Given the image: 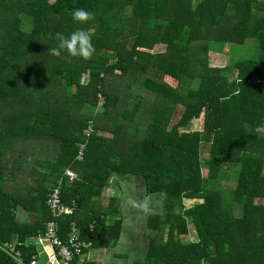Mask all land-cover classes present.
I'll list each match as a JSON object with an SVG mask.
<instances>
[{"label": "trees", "instance_id": "obj_1", "mask_svg": "<svg viewBox=\"0 0 264 264\" xmlns=\"http://www.w3.org/2000/svg\"><path fill=\"white\" fill-rule=\"evenodd\" d=\"M78 8L88 21L73 20ZM89 28V58L59 48L58 34ZM248 39L257 55L215 60ZM200 118L201 130H190ZM226 164L237 174L223 191L215 182ZM65 170L77 176L71 183ZM112 177L140 178L145 196L160 198L139 224L146 247L133 264H264V1L200 0L193 9L192 0H0L1 241L43 235L45 200L63 179L62 201L76 209L59 218L61 239L74 223L92 244L84 255L115 247L118 198L99 203ZM22 208L34 224L17 220ZM190 226L195 238L185 240ZM19 249L21 260L0 249V264L37 255L34 244Z\"/></svg>", "mask_w": 264, "mask_h": 264}, {"label": "rangeland", "instance_id": "obj_2", "mask_svg": "<svg viewBox=\"0 0 264 264\" xmlns=\"http://www.w3.org/2000/svg\"><path fill=\"white\" fill-rule=\"evenodd\" d=\"M200 0H192V8L195 9L197 3ZM264 1V0H261ZM23 29H28L29 24L28 21L23 22ZM218 45V44H217ZM213 46V45H212ZM216 46V45H215ZM214 46V48H215ZM254 43L252 40L248 39L245 41V44L239 46V45H229L228 48L231 50L227 53H221L223 56V59L220 60L222 62H218L220 66H223L225 64H229L231 61H237V60H244L252 58V56H255L258 54V50H256L254 47ZM232 57V59H231ZM230 58V59H229ZM231 60V61H230ZM88 76L84 75L82 77V83H87ZM84 111L89 112V108H85ZM182 112V108L178 107L176 110L175 115L172 118L171 124H174L178 121L179 116ZM202 126V119H195L192 121V123L189 126L190 130H201ZM99 134V132L97 133ZM105 137H111L109 133H104ZM204 153V149H201V154ZM37 166V170L43 171L41 167ZM30 168L33 169V166H30ZM41 168V169H40ZM203 174L205 172L203 171ZM237 174V165L236 164H226L224 165L222 169V175L221 177L215 182V188H218L220 190L226 191L228 187H230L236 178ZM229 194V191L228 193ZM117 196V202L116 205L120 208L122 211V218L124 219V227L120 234V243L118 245V249L121 251V254L125 255V258L123 260H120V264H133L134 261H141L143 258V254L146 247V240L144 238V235L141 233L143 226L139 225L142 221V217L146 215V213H149L153 211V208L156 206V204L160 203V198L158 195H151L149 197L145 196L144 194V188H143V180L142 179H136V178H130L127 180H122L116 177H112L110 179V184L107 189L103 190L101 201L99 202L102 206L106 207L108 204V199L110 196ZM161 197V196H160ZM192 200H184V206L192 204ZM23 210V208H22ZM189 233L184 237L185 240H192L195 238V233L191 226L189 227ZM47 245L50 247L47 243H40L35 244L36 250L40 251L41 246ZM51 248V247H50ZM115 247H112L114 249ZM111 249V250H112ZM108 250V249H107ZM91 251L97 253L95 249H92L89 251V258L91 259ZM106 252V251H105ZM104 252V253H105ZM115 251H112V253ZM111 253V254H112ZM105 255V254H104ZM112 255H107L106 258H109V260L112 261H118L114 260ZM104 259H102L103 261Z\"/></svg>", "mask_w": 264, "mask_h": 264}, {"label": "built area", "instance_id": "obj_3", "mask_svg": "<svg viewBox=\"0 0 264 264\" xmlns=\"http://www.w3.org/2000/svg\"><path fill=\"white\" fill-rule=\"evenodd\" d=\"M93 133L92 127H88L84 134L87 138ZM85 143L78 144L77 160L82 161L84 157ZM63 176L68 183L76 179V174L72 170H65ZM62 182L60 179L52 191L47 195L45 200L46 206L52 212V218L46 223V231L43 235L32 238L29 242H19L18 240L1 241L0 249L16 260H21V251L19 247L30 244L47 243L54 254L47 259L49 264H71L76 258L84 256L83 252L89 249L92 244L79 238V232L74 223L70 224V229L66 235V240L60 237L59 218L62 216H72L76 209L75 201H71L70 205L64 204L62 201ZM38 256L34 255L29 264H38Z\"/></svg>", "mask_w": 264, "mask_h": 264}, {"label": "clouds", "instance_id": "obj_4", "mask_svg": "<svg viewBox=\"0 0 264 264\" xmlns=\"http://www.w3.org/2000/svg\"><path fill=\"white\" fill-rule=\"evenodd\" d=\"M92 16V13L84 10L83 8L75 9L72 12V18L77 22H86ZM60 35L59 48L65 49L72 56H82L83 58H89L94 51L92 45V38L94 35V29L89 28L87 31L77 30L72 32L67 37ZM57 51V49H53ZM261 129L258 128L257 131Z\"/></svg>", "mask_w": 264, "mask_h": 264}, {"label": "crops", "instance_id": "obj_5", "mask_svg": "<svg viewBox=\"0 0 264 264\" xmlns=\"http://www.w3.org/2000/svg\"><path fill=\"white\" fill-rule=\"evenodd\" d=\"M223 52L226 53L225 52V48H221V50L218 51L216 53V55H214L216 61L219 62V61H221L220 58L223 59V56L224 55L222 56V54H221ZM227 54H229V53H227ZM231 59H232V57H231ZM16 217H17V220L20 223H23V224H34L36 222V220H37V216H36L35 213H33V212H27V211L22 210V209H20V210L17 211V216ZM119 243H120V241L118 242V244L115 246L114 249L109 248L108 250H106L105 253L98 252L97 250H96L97 253L91 251V255H90L91 256V259H95L96 261L103 262V263H107V264H120L121 262H119V261L120 260H123V258H125V255L124 254H121V251L118 249ZM89 251L90 250H88L84 256L80 257V259L81 258H85V257L87 259H90L89 258ZM112 251H115V252L112 253ZM52 253L54 254L52 248L48 247L47 245L41 246V250L40 251L37 250V253H36L38 255V258H37L38 259V264H49L48 261H47V259L50 258V256L52 255ZM107 255H112L111 257L114 260H118V261L115 262V261L109 260V258H106ZM102 259H104V260L102 261Z\"/></svg>", "mask_w": 264, "mask_h": 264}]
</instances>
